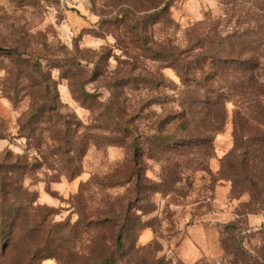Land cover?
<instances>
[{"label": "rangeland", "instance_id": "obj_1", "mask_svg": "<svg viewBox=\"0 0 264 264\" xmlns=\"http://www.w3.org/2000/svg\"><path fill=\"white\" fill-rule=\"evenodd\" d=\"M261 1L0 0V130L7 135L0 139V161L30 163L24 189L34 194V205H40L46 215L45 224L68 223L70 228L80 208L84 207L91 219L108 213L111 203L122 201L124 214L128 212L135 220L125 234L126 246L139 247V254L150 264H264V206L251 204L248 192L232 194L231 181L218 174L221 158L236 144L232 103H228L224 130L214 133L210 156L195 147L191 154L182 156L178 152L183 147H170L172 144H164V153L148 150L151 144L154 148L157 144L154 135L181 138L188 134L179 127L182 117L172 115L180 109L177 98L181 80L175 67L146 56L139 42H129L131 35L122 30L127 23L119 27L111 23L125 16L128 5L160 3L167 7L165 20L149 28V44L184 46L193 27L209 22L234 25L244 13H263L257 9ZM13 49L20 55H13ZM24 59L37 61L41 70L49 73L57 85L58 110L73 123L93 125L103 121L102 104L113 94L118 105L133 117L130 137L138 139V155L133 154L131 138H124L125 142L118 145L93 140L82 159V171L75 178L63 173L59 156L49 157L45 164L42 155L54 146L47 131L40 144L19 132L32 106L42 103L45 96L32 88L27 70L20 78L14 76L16 69H26ZM64 60L74 62L78 70L75 76L69 72L71 80L60 65ZM41 80L44 85L48 83L46 76ZM109 82L116 84L115 93ZM78 86L92 93L93 99L78 96ZM54 113L44 114L39 129L52 127ZM79 130L89 132L82 127ZM112 130L124 131L99 129L96 140L106 135L119 140V134H111ZM128 166L139 170L138 181L136 175L123 177ZM85 183L84 206H80L76 194ZM255 206L259 208L252 210ZM17 233L21 239L16 247L7 249L3 262L7 258L15 263L13 254L18 255L24 242H28L30 255L35 250L34 231L27 236ZM88 243L89 237L84 234L81 242L71 239L62 243L63 248L44 250L31 258V264H70L73 258L67 249L82 253ZM6 244L0 243V250ZM61 251L64 254L59 258L56 254Z\"/></svg>", "mask_w": 264, "mask_h": 264}, {"label": "trees", "instance_id": "obj_2", "mask_svg": "<svg viewBox=\"0 0 264 264\" xmlns=\"http://www.w3.org/2000/svg\"><path fill=\"white\" fill-rule=\"evenodd\" d=\"M259 4L257 9H261L263 13L255 11L250 16L244 13L234 25L209 22L204 26L193 27L184 46L173 44L165 47L149 44V28L165 20L163 14L166 13L167 7H161L160 3L146 7L139 2L138 6L128 5L124 8L125 16L117 17L111 23L116 27L127 23L122 30L131 35L129 42H139L146 56L175 67L181 80V87L178 89L180 95L177 98L180 109L172 115L182 117L179 127L188 134L181 138L171 134L154 135L152 138L158 145L154 148L151 144L148 150L164 153V144H172L169 146L183 147V151L178 152L182 156L191 154L194 147L200 148L202 155L210 156L214 133L224 130L228 118V103H232L233 137L236 144L233 150L221 158L219 178L231 181L232 194L241 195L248 192L251 204L259 203L264 206V1ZM137 12L144 13L137 17ZM127 15L132 16L128 18ZM115 34L117 35V32ZM12 54L20 55L16 49H13ZM24 60L28 63L26 69H16L14 76L20 78L27 70L32 88H35L37 94L42 92L45 96L42 103L32 106L30 113L21 122L24 129H19V132L27 140L40 144L44 131H47L54 146L42 155L45 164L49 157L59 156L57 159L61 162L63 173L73 179L81 173L82 159L93 140L99 144L102 142L105 145H118L125 142L124 138H131L133 154L138 155L137 152L141 149L138 139L130 137V122L133 117L120 107V103L118 105L113 94L107 102L101 103L103 121L93 125L73 123L67 115L58 110L57 85L50 79L49 73L41 70L37 61ZM60 65L68 72L70 80L73 78L70 73L74 76L78 73L76 65L70 60H64ZM45 76L48 79L46 85L41 80ZM108 85L112 93H115L116 84L109 82ZM75 91L81 98L93 99V94L83 86L76 87ZM11 98L14 100V96ZM53 110L56 120L52 127L39 129L38 124L44 114ZM122 115L126 116V119ZM81 127L89 129V132L83 133L79 130ZM99 129L124 131H111V134H119V140L117 136L106 135L100 137L99 141L96 140L95 133ZM6 137L0 130V139ZM195 153L199 154L197 151ZM256 159L258 163H255ZM30 170L29 162L0 161V243L7 241L0 250V263L3 262V255L8 256L7 249L12 245L16 247L15 243L21 239L17 232H24L22 236H27L29 231H34L32 238L37 242L34 248L36 251L30 255V251H27L28 242L22 243V246L19 245L18 255L13 254L16 257L13 264H31V258L35 259L44 250L53 252L56 248L60 249L63 242L71 239L81 242L84 234L88 235L89 243L84 245L82 253L67 249L69 257L73 258L70 264H150L139 254V247L129 249L131 245L126 246L125 234L131 230L135 220L129 218L128 212L124 214L125 206L122 201L111 203L112 207L108 213L97 218H87L84 207L80 208L78 219L70 228H67L68 223L45 224L46 215L41 211L40 205H34V194L24 189L23 179ZM131 175H136L137 181L140 179V172L134 166H128L123 177L130 178ZM85 185L86 183L82 184L76 194L80 206H84ZM257 208L259 207H252V210ZM46 225L50 226L47 230L44 228ZM62 254L63 251L56 256L61 258ZM3 263L11 264L7 258H4Z\"/></svg>", "mask_w": 264, "mask_h": 264}]
</instances>
